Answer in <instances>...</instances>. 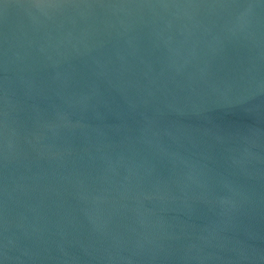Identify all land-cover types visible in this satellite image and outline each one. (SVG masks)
Here are the masks:
<instances>
[{
  "label": "water",
  "instance_id": "95a60500",
  "mask_svg": "<svg viewBox=\"0 0 264 264\" xmlns=\"http://www.w3.org/2000/svg\"><path fill=\"white\" fill-rule=\"evenodd\" d=\"M0 264H264V0H0Z\"/></svg>",
  "mask_w": 264,
  "mask_h": 264
}]
</instances>
